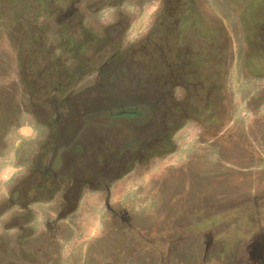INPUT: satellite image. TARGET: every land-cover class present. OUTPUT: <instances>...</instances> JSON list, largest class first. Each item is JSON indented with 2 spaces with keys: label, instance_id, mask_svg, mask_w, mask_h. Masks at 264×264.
<instances>
[{
  "label": "rangeland",
  "instance_id": "rangeland-1",
  "mask_svg": "<svg viewBox=\"0 0 264 264\" xmlns=\"http://www.w3.org/2000/svg\"><path fill=\"white\" fill-rule=\"evenodd\" d=\"M196 2L213 21L216 54L229 47L213 60L217 96L202 127L171 112L203 84L192 45L208 35L200 16L189 19L185 38L171 33L181 48L164 60L158 34L144 41L161 0H0V205L47 135L61 102L51 89L69 94L63 122L96 143L97 170L116 178L77 199L63 220L60 201L33 204L26 223L5 226L0 216V264H125L127 248L157 251L158 233L165 248L193 235L182 241L183 249L192 242L188 264H202L206 246L216 260L209 264H264V0ZM105 62L100 82L95 70ZM174 72L185 74L187 95L168 86ZM152 148L144 164H132ZM129 222L149 239H115Z\"/></svg>",
  "mask_w": 264,
  "mask_h": 264
},
{
  "label": "flooded vegetation",
  "instance_id": "flooded-vegetation-1",
  "mask_svg": "<svg viewBox=\"0 0 264 264\" xmlns=\"http://www.w3.org/2000/svg\"><path fill=\"white\" fill-rule=\"evenodd\" d=\"M203 14V10L199 8V4H197L196 0H161V8L144 39L147 43L152 36L158 34L159 45H162L160 54L164 59L165 56L172 53L171 50L181 48V46H176L172 41L171 33L179 34L181 32L182 38H185V31H187L189 19L194 16V18L198 20L199 16L201 17V20L199 19L201 23L199 27L207 32L208 35L205 37V40L204 38L199 39V42L198 40L196 41L198 37H195L194 41L196 42L192 43V45L195 48L196 72L197 75L199 74V79H201L203 84L198 91L196 90L197 95L194 93L193 95L187 96L186 103L183 104H181L179 100L176 101L171 109L172 114L176 117H183L187 121L194 122L201 127L204 123V116L210 113V109L213 106L214 96H217V91L214 89L213 85V80L216 76L213 72V60L214 58L216 60L218 58L221 59L222 55L225 56V58L228 57L229 51L228 46L226 49L222 46V49L218 50L220 51V56L216 54L215 50H217V48L214 47V33L211 29L213 27V21ZM176 28L179 30L177 29L178 32L175 33ZM181 39L179 40L180 42H182ZM168 44L170 45L168 46ZM120 62L123 63V61ZM162 62L167 64V61ZM109 63L110 62L100 63L95 70L96 79L100 82L104 79V74L106 75L110 70L108 67L103 69V67ZM125 63L127 62L125 61ZM117 65L118 64H115V67H117ZM116 74L117 73L113 74L114 77L113 75L111 77L114 79ZM185 78V74L177 76V72L172 73L170 80L171 85L168 86L172 88L173 93L174 89H177L181 94L184 92L183 95H187V87L185 83L182 82ZM181 79L184 80L181 81ZM97 84L85 89L83 92H95L100 83ZM57 90L58 89L53 90L52 93L51 89L50 97L69 95L64 93L59 94L60 96L54 95ZM181 94H178V96L180 97ZM70 109L71 106L66 104L65 101L58 102L52 117L46 123V128L48 130L47 135L43 142L39 144L38 151L32 155L27 170L14 178V182L8 190L9 192L4 203L0 205V216L7 215L3 223L5 226L14 223L17 224L18 221V224H20V222H24L25 220L24 223H26L31 216L29 209L33 204L41 202L60 201L58 208L61 207V209H66L67 211V214L60 217V220H63L71 214V210L76 208L77 199L80 201L85 193L101 194L105 188H108L111 183L115 182V172H113L112 169L109 170L107 175L97 170V167H99L97 163L101 164V159L98 158L101 153L93 152L91 147V145H93L94 148L96 143L87 144L85 142L86 138L80 136L78 128L75 129L72 123L67 122L65 125L63 122L64 119L70 117L71 112L68 113ZM35 112H43V109H37ZM160 128H163V126H160ZM159 138H162L161 135ZM157 141L160 144L162 139ZM152 150L154 151L146 153L141 151L142 155H138L140 158L135 157L134 160H131L132 164L139 166L144 164V161L148 160V157L156 151L153 148ZM115 208L117 209V206H115ZM117 214L118 213L113 208L111 216L116 217ZM182 219H184L183 216L180 217V220ZM142 223L143 222L139 224ZM126 224H130V222ZM164 224L165 218L163 217L160 222L161 227L164 228ZM18 227V232L21 236H26L25 226L21 227V225H19L17 228ZM127 227L126 229L120 228L122 231L128 232L127 234L126 232L119 233L116 231L114 238L128 241L134 240V237H136L137 239H142L143 242L149 239V236L145 233L146 228L144 226L137 227L130 224L129 226L127 225ZM133 234L136 235L134 236ZM110 235L113 236V234ZM155 237L163 242L157 251L148 249L142 252V250H138L139 253L134 255V249L131 250L127 248L126 251L121 252V256L125 261L123 262L129 264V262L140 261L142 257H150V254H155L156 257H158V264H188L192 260H190V257L193 255L192 242H189L188 245L186 244L185 249L182 248L184 245L182 242L183 240L192 241L193 235L191 233L186 234L184 237L180 234L174 240L175 242L172 244L169 243L170 245L166 248L164 246L166 237L160 236V233L153 236V239ZM213 255L214 252L206 246L204 252L202 251V256L204 257L202 264H209L211 261L212 263L215 262L216 260ZM108 260L113 261L112 258H108Z\"/></svg>",
  "mask_w": 264,
  "mask_h": 264
},
{
  "label": "crops",
  "instance_id": "crops-1",
  "mask_svg": "<svg viewBox=\"0 0 264 264\" xmlns=\"http://www.w3.org/2000/svg\"><path fill=\"white\" fill-rule=\"evenodd\" d=\"M153 23H154V18H153V20H152V24H151L150 28L147 30V32H146V33H148V32H149V30L151 29V27H152ZM94 76L96 77V75H94ZM91 87H93V86H91ZM88 88H89V87H88ZM86 89H87V88H86ZM60 97H61V98H60V100H61V101H63V102H64V100H65V101H67V100L65 99V97H66V96H62V95H61ZM49 98H50V97H49ZM50 101H51V99H50ZM57 101L59 102V100H57ZM58 102L56 103V105L58 104ZM56 105H55L53 108H55V107H56Z\"/></svg>",
  "mask_w": 264,
  "mask_h": 264
}]
</instances>
